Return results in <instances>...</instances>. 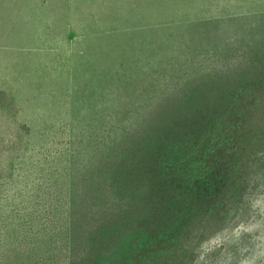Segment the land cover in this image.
<instances>
[{"label": "rangeland", "instance_id": "1", "mask_svg": "<svg viewBox=\"0 0 264 264\" xmlns=\"http://www.w3.org/2000/svg\"><path fill=\"white\" fill-rule=\"evenodd\" d=\"M0 264H264V0H0Z\"/></svg>", "mask_w": 264, "mask_h": 264}]
</instances>
